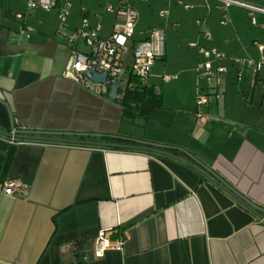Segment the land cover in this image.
I'll return each instance as SVG.
<instances>
[{
  "label": "crops",
  "instance_id": "0c3cea01",
  "mask_svg": "<svg viewBox=\"0 0 264 264\" xmlns=\"http://www.w3.org/2000/svg\"><path fill=\"white\" fill-rule=\"evenodd\" d=\"M70 1L68 34L86 18L108 37L124 3L138 14L134 41L164 30L165 55L148 80L162 107L131 118L64 79L71 46L56 33L55 12L0 0V131L14 124L54 140L0 137V264H264V96L245 65L236 82L232 62L260 59L254 43H264V13H254L253 25L247 10L216 0ZM191 43L226 56L221 96L201 122L197 89L210 91L196 77L203 58ZM11 181L25 192L3 194ZM108 229L123 245L98 258L91 240Z\"/></svg>",
  "mask_w": 264,
  "mask_h": 264
},
{
  "label": "built area",
  "instance_id": "2783aa9c",
  "mask_svg": "<svg viewBox=\"0 0 264 264\" xmlns=\"http://www.w3.org/2000/svg\"><path fill=\"white\" fill-rule=\"evenodd\" d=\"M26 4L27 12L41 10L46 13L55 12L58 21L56 33L63 37L71 46L70 54L65 65L63 78L76 84L96 96L108 97L112 86H116L114 101L119 102L125 90H135L141 87H148V80L152 67L156 61L162 60L165 55L164 30L151 28L147 31L145 39L134 41L138 14L129 4L124 3L119 6L116 14L117 19L112 25L111 33L108 37L99 35L100 27H90L88 20L83 18L81 26L73 34L66 32V22L70 15V0H23ZM172 1V0H171ZM221 9L237 6L247 10L251 23L255 24L254 13H264V7L248 3L243 0H216ZM105 10L111 12L110 6ZM160 19L167 16L166 11L158 13ZM18 19L21 15L16 16ZM81 41L83 49L79 50L75 44ZM260 59L253 60H233L240 68L237 69L236 82L240 83L243 78L242 66L245 65L250 75V84L254 86L260 82L262 96H264V78L260 77L262 65H264V43H254ZM190 47H196L198 54L203 61L198 63L195 72L198 80L206 82L209 93H203L198 87L196 94V119L198 122L204 121L205 116L202 109L211 101L218 100L221 96L219 88L222 85L223 77L227 74V68L220 63L226 60L224 53L215 48H199L195 43ZM217 63L216 67L212 64ZM91 74L105 75V81L94 82L85 75ZM170 77H162L168 81ZM18 134L31 135L27 130L17 128L12 125L9 137L6 138L8 144H20L25 140L17 138ZM26 190L25 185L18 181H11L2 186L1 191L5 195H22ZM115 230L108 229L99 231L91 240L94 246V255L98 258L109 250L119 249L123 245L122 237H114Z\"/></svg>",
  "mask_w": 264,
  "mask_h": 264
},
{
  "label": "trees",
  "instance_id": "16d2710c",
  "mask_svg": "<svg viewBox=\"0 0 264 264\" xmlns=\"http://www.w3.org/2000/svg\"><path fill=\"white\" fill-rule=\"evenodd\" d=\"M118 103L121 106L123 113L131 118L143 117L147 119L156 114V112L162 107L160 94L148 87H141L135 90H125ZM46 136L50 135L48 134ZM0 137L8 138L9 132L5 134L0 131ZM17 138L20 140H26L23 134H18ZM102 139L111 140L112 138L102 137ZM81 140L85 139L81 138ZM99 143L102 142L100 141ZM111 146H114V144L112 145L111 143ZM196 167H198V165H196Z\"/></svg>",
  "mask_w": 264,
  "mask_h": 264
},
{
  "label": "water",
  "instance_id": "95a60500",
  "mask_svg": "<svg viewBox=\"0 0 264 264\" xmlns=\"http://www.w3.org/2000/svg\"><path fill=\"white\" fill-rule=\"evenodd\" d=\"M85 75L87 77H89L92 81L94 82H104L105 81V75L101 74V75H97V74H91L90 72H85ZM115 93H116V86H112L111 87V91L109 94V98L111 100L115 99ZM27 140H46V141H54L52 139H43L34 135L25 137ZM78 143V142H76ZM100 146H107V145H100ZM151 151H154V149H150ZM199 170H201L207 177H209L212 180H216L219 184H222L220 180H218L216 177H214L208 170L204 169L203 167L198 166L197 167ZM225 186V185H224ZM237 199L244 205L246 206L249 210H251L253 213H256L259 217H261L258 213L257 210L255 208H253L250 204H248L246 201H244L242 198L237 196ZM262 220H264V218H262Z\"/></svg>",
  "mask_w": 264,
  "mask_h": 264
}]
</instances>
